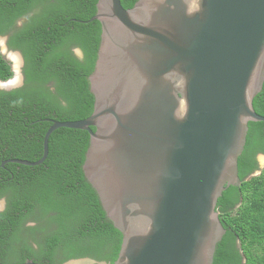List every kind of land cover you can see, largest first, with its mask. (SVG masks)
Segmentation results:
<instances>
[{"label":"water","instance_id":"95a60500","mask_svg":"<svg viewBox=\"0 0 264 264\" xmlns=\"http://www.w3.org/2000/svg\"><path fill=\"white\" fill-rule=\"evenodd\" d=\"M93 21V113L52 120L40 160L3 166L41 165L53 132L87 131L85 177L123 235L114 264H213L225 234L218 201L238 182L249 123L264 122L253 108L264 84V0H139L131 9L98 0ZM13 55L22 79L23 57Z\"/></svg>","mask_w":264,"mask_h":264},{"label":"trees","instance_id":"16d2710c","mask_svg":"<svg viewBox=\"0 0 264 264\" xmlns=\"http://www.w3.org/2000/svg\"><path fill=\"white\" fill-rule=\"evenodd\" d=\"M139 0H121L131 9ZM98 0H0V36L24 59V86L0 90V263L65 264L91 259L114 264L123 235L108 219L83 166L90 145L87 131L60 128L49 139V155L38 166L3 162H36L43 156L44 136L52 120H84L94 109L89 76L100 45L101 24L88 22ZM25 19L18 27L17 23ZM82 51V58L75 54ZM14 76L0 52V81ZM52 84V90L48 86ZM253 108L264 116V84ZM93 130H95L93 128ZM264 153V122H250L238 162L242 181L253 168V155ZM244 194L242 214L225 216L226 234L213 264H264V172L239 187L229 186L219 199ZM222 199V201H221ZM227 213V209L223 207ZM223 220V219H222ZM242 243L244 254L237 247ZM261 253H257L259 251Z\"/></svg>","mask_w":264,"mask_h":264},{"label":"flooded vegetation","instance_id":"af4514ba","mask_svg":"<svg viewBox=\"0 0 264 264\" xmlns=\"http://www.w3.org/2000/svg\"><path fill=\"white\" fill-rule=\"evenodd\" d=\"M24 21H25V19L20 20L17 23V26L20 27L24 23ZM0 37L6 38V41H5L4 44H5V46H6L7 50H8L7 53H9V55H8L9 57L11 56L10 54H12V53L13 54L14 53L21 54L19 51H13V50H10L9 49V47L7 45V43H8V36H0ZM2 49H3V45L1 44L0 45V52H2ZM76 50L77 49H75L74 51H75V54L77 55ZM14 56L15 55H13V57ZM16 57L17 56H15L14 58H16ZM17 60L19 61V58L18 57L16 58V62H17V65H18L19 62ZM9 61L12 62L11 63L12 66L15 65V62H14L15 60H12L11 58H9ZM23 67H24V59H23V66H22V69H21L22 70V79L19 78V77H17L14 74V76L12 77V79H10V82H7V81L6 82H2V81H0V90L1 91H12L14 89H18V88H21V87L24 86L25 77H24V74H23ZM51 85L52 84H49L48 86L52 90V86ZM252 160H253L254 166L251 169V172L249 173V175H247L244 178V180H242V181L239 179V175H238V182L235 185H232V186L239 187L240 188V191H241V187H242V185H243L244 182L251 181L253 178H256V177L261 176L263 174V172H264V153H256V154H254ZM224 192H223V194H224ZM229 197H231L230 200L234 202L233 204H231V202L228 201L229 199L226 198V199H223V202L222 203H218V205H217V212L219 213V217H220V220L222 222H225L224 221L225 216L228 217L229 219L232 218L233 220H236L238 217H240V215L242 214V208H243V206L245 204V201H246L245 200V197H244V194H242V193L239 194V197L236 196L235 193H233L232 195H229ZM221 201H222V199H221ZM5 207H6V201H5V199H1L0 200V212H2L5 209ZM223 207H225L227 209V213L224 211ZM225 234H226V230H225ZM236 242H237L236 244H237V247L239 248V251L241 252V254H244V251L242 249V243H241V241L237 238V241ZM257 253H261L260 250L257 251ZM245 260H246V258L243 255V261H244L243 264H245ZM100 264H106V263H100Z\"/></svg>","mask_w":264,"mask_h":264},{"label":"rangeland","instance_id":"374dc122","mask_svg":"<svg viewBox=\"0 0 264 264\" xmlns=\"http://www.w3.org/2000/svg\"><path fill=\"white\" fill-rule=\"evenodd\" d=\"M0 45H1V43H0ZM9 55V53H5V55H4V57H5V59L7 60V61H9V58L11 57V59L12 60H16V58H14L13 57V55H11L10 57L8 56ZM9 57V58H8ZM18 61V60H17ZM10 62V61H9ZM15 62V65L17 66V62L16 61H14ZM10 63H12V62H10Z\"/></svg>","mask_w":264,"mask_h":264},{"label":"bare ground","instance_id":"6f19581e","mask_svg":"<svg viewBox=\"0 0 264 264\" xmlns=\"http://www.w3.org/2000/svg\"><path fill=\"white\" fill-rule=\"evenodd\" d=\"M15 57V56H14ZM11 58V57H10ZM16 61V60H15ZM6 85V84H5Z\"/></svg>","mask_w":264,"mask_h":264}]
</instances>
